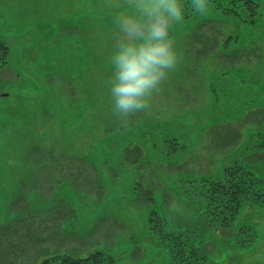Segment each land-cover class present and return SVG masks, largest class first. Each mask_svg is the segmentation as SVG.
I'll list each match as a JSON object with an SVG mask.
<instances>
[{
    "label": "rangeland",
    "instance_id": "1",
    "mask_svg": "<svg viewBox=\"0 0 264 264\" xmlns=\"http://www.w3.org/2000/svg\"><path fill=\"white\" fill-rule=\"evenodd\" d=\"M227 0H219V2ZM135 0H0V264L103 250L115 264H170L150 228L195 229L212 264H264V208L207 226L189 180L239 163L264 177V0L249 26L209 6L170 35L182 54L153 109L121 123L105 103L120 13ZM243 225L256 232L235 244Z\"/></svg>",
    "mask_w": 264,
    "mask_h": 264
},
{
    "label": "clouds",
    "instance_id": "2",
    "mask_svg": "<svg viewBox=\"0 0 264 264\" xmlns=\"http://www.w3.org/2000/svg\"><path fill=\"white\" fill-rule=\"evenodd\" d=\"M193 15L209 11V0H188ZM180 0H135L130 12L117 18L122 35L110 56L111 74L105 81V103L121 123L153 109L155 98L182 54L174 47L170 28L184 20Z\"/></svg>",
    "mask_w": 264,
    "mask_h": 264
},
{
    "label": "trees",
    "instance_id": "3",
    "mask_svg": "<svg viewBox=\"0 0 264 264\" xmlns=\"http://www.w3.org/2000/svg\"><path fill=\"white\" fill-rule=\"evenodd\" d=\"M209 6L220 10L224 16L233 17L249 26L261 21V0H209ZM9 47L0 39V66L8 62ZM258 146L264 147V132ZM185 187L188 196L199 197L204 202L207 226L230 228L239 211L248 205L264 208V177L237 163L225 166L216 179L189 180ZM166 218L155 210L149 214L150 228L157 235L159 244L167 246L170 264H212L208 254L200 251L197 231L190 228L166 230ZM255 230L243 225L235 233V244L244 247L254 242ZM39 264H115V258L98 250L84 257L59 255L48 257Z\"/></svg>",
    "mask_w": 264,
    "mask_h": 264
}]
</instances>
